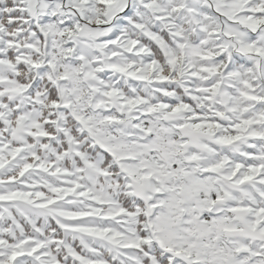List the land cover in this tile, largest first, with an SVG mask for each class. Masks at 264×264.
<instances>
[{
  "label": "snow or ice",
  "instance_id": "6c2138e0",
  "mask_svg": "<svg viewBox=\"0 0 264 264\" xmlns=\"http://www.w3.org/2000/svg\"><path fill=\"white\" fill-rule=\"evenodd\" d=\"M0 264H264V0H0Z\"/></svg>",
  "mask_w": 264,
  "mask_h": 264
}]
</instances>
